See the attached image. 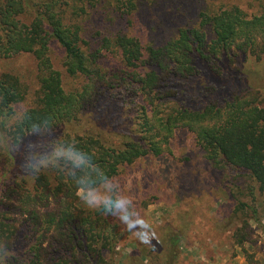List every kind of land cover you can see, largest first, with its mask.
<instances>
[{"label": "trees", "instance_id": "trees-1", "mask_svg": "<svg viewBox=\"0 0 264 264\" xmlns=\"http://www.w3.org/2000/svg\"><path fill=\"white\" fill-rule=\"evenodd\" d=\"M148 1H0V60L29 54L39 69L35 105L22 112L18 107L27 95L22 79L11 71L0 73L4 162L12 167L17 163L21 170L24 158H16L12 149L33 137L46 140L51 136L42 143L43 149L70 143L88 154L100 173L85 166L76 170L77 175L85 182L101 184L103 176L113 180L124 167L144 157L170 152L175 132L184 129L194 135L211 165L243 171L264 196V108L238 96L211 103L201 98L199 102L204 103L197 105L188 93L191 87L201 90L205 86L213 94L221 89L206 79L217 73L212 62L219 55L226 58L240 51L264 60V10L250 18L238 7L203 14L198 27H181L174 38L159 46L146 45L138 36L121 31L103 37L101 50L88 48L83 27L67 14L72 10L78 18L88 9L109 4L130 22ZM54 43L63 53L67 74L89 81L81 91L65 90L52 61ZM102 50L115 54L119 72L106 75L102 71ZM224 74L225 80L231 78L228 70ZM89 113L101 115L102 127L82 128ZM34 124L35 132L31 130ZM71 126L77 129L72 131ZM69 167L53 163L32 175L31 183L24 178V186L15 181L13 189L6 175H1L0 212L22 219L15 220L16 226L0 217V264H112L107 256L116 255L123 238L116 217L78 208ZM3 189H7L5 195ZM13 194L19 198L18 205L4 202V197L11 200ZM52 203L56 205L50 208ZM244 206L239 202L237 211ZM252 213L255 219L258 212ZM171 252L176 256L175 250Z\"/></svg>", "mask_w": 264, "mask_h": 264}, {"label": "rangeland", "instance_id": "rangeland-1", "mask_svg": "<svg viewBox=\"0 0 264 264\" xmlns=\"http://www.w3.org/2000/svg\"><path fill=\"white\" fill-rule=\"evenodd\" d=\"M232 7H238L250 18L264 10V0H149L140 6L130 22L121 11H116L109 4L88 9V13L78 15V18L72 10L67 14L73 23H80L83 27V37L88 48L101 50L99 41L103 37L121 31L138 36L146 45L159 46L174 38L181 27H198L203 14L212 15ZM211 39L212 35H209ZM101 53L105 54L101 60L104 63L102 71L106 75L121 70L115 54L104 50ZM226 56H217L212 62L217 73L213 72V76L206 77L221 89L213 94L205 86L201 90L191 87L188 93H192L193 102H229L238 96L239 99L255 101V104L264 108V60H257L240 51L230 52ZM52 61L54 68L61 73L67 92L81 91L89 83L87 78L67 74L63 66V53L55 43L52 47ZM227 70L231 78L225 80L224 73ZM4 71L19 75L26 87V99L19 105L18 111L22 112L35 105L39 69L34 57L24 54L0 60V73ZM201 98L204 102H199ZM92 113L84 118L82 128L94 124L102 127L104 123L99 119L101 115ZM76 129V126L70 127L72 131ZM51 138L49 136L46 140ZM30 140L18 151L13 148L11 154L20 160L19 156L24 157L29 144L37 145L34 149L36 151L51 150V147L43 149L42 143L46 140L34 137ZM2 154L0 149V177L6 175L10 189L15 188V181L22 184V178L32 182V175L25 174L23 169L19 170L17 163L12 167V163L4 162ZM32 162L36 163L35 160ZM113 182L117 186L116 194L129 197L135 210L148 220L153 231L140 243L116 217L123 238L116 248V255L107 256L108 262L264 264V196L243 171L211 165L189 131L177 130L170 142V152L161 157L147 156L124 167ZM6 190L3 191L4 195ZM1 191L0 185V197H3ZM98 191L104 194L102 187ZM17 194H13L11 200L4 197V202L18 205ZM239 202L245 206L237 211ZM75 203L80 209L91 210L82 202L80 195ZM55 205L52 203L50 208ZM253 210L258 212L255 219ZM1 216L7 217L16 226L15 220L22 219L21 215L15 213L0 212ZM24 236L23 243L26 242ZM172 249L176 251V256L172 254Z\"/></svg>", "mask_w": 264, "mask_h": 264}, {"label": "clouds", "instance_id": "clouds-1", "mask_svg": "<svg viewBox=\"0 0 264 264\" xmlns=\"http://www.w3.org/2000/svg\"><path fill=\"white\" fill-rule=\"evenodd\" d=\"M24 119H27V114ZM31 130L37 131V125H32ZM36 147L37 145L32 144L27 146L28 154L23 157L25 162L21 164L25 174L35 175L39 169L51 166L53 163L64 162L70 165L67 173L72 178L80 199L89 209L117 217L140 243H143L152 234L151 224L135 210L132 200L127 196L116 194L117 186L111 178L103 176L101 184H96L92 181L85 182L82 176L77 175L76 170L85 166L90 171L95 170L98 175L100 174L95 165L91 163L88 154L67 142L59 145L52 144L50 151H36L34 150ZM16 150L18 151V147ZM32 160H35L36 163H32ZM101 187L104 194L98 191V188ZM4 254L6 255V253Z\"/></svg>", "mask_w": 264, "mask_h": 264}]
</instances>
